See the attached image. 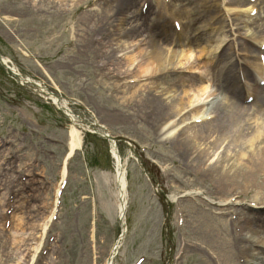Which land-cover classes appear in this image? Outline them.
Instances as JSON below:
<instances>
[{
	"label": "rangeland",
	"instance_id": "rangeland-1",
	"mask_svg": "<svg viewBox=\"0 0 264 264\" xmlns=\"http://www.w3.org/2000/svg\"><path fill=\"white\" fill-rule=\"evenodd\" d=\"M157 3L169 16L164 37L176 29L174 18L181 26L180 36L169 37H176V49L184 36L195 35L200 42L206 35L223 38L217 52L224 49L222 56H229L231 63L224 67L223 79L210 81L208 90H216L205 99V111L235 99L246 101L248 88L259 82L248 60L256 61L250 51L264 43V0H0V51L20 72L78 102L72 109L83 118L90 120L88 113L93 112L96 121L119 138L121 156L127 157L126 231L111 264H133L139 258L140 264H167L170 257L171 264H207L201 253L181 249L186 239L197 240L193 217H203L197 202L218 211L214 204L219 194L212 193L206 177L173 166L174 150L163 133L157 134L163 122L156 123L157 117L142 103L147 92L167 85L170 77L123 72L126 54L134 51L137 61L139 50L153 46L160 24L156 27L154 19L159 16ZM251 4L258 11L248 21ZM125 39L132 43L124 48ZM197 40H192V67L182 64L180 74L169 80L200 74L206 78L207 67L214 63L199 52ZM229 81L238 98L223 90ZM70 126L66 115L0 66V264H106L120 224L114 169L105 144L82 142L67 159L65 187L39 237L40 224L54 205ZM20 215L21 221L16 218ZM212 217L208 213L206 218ZM21 237L25 240L19 242Z\"/></svg>",
	"mask_w": 264,
	"mask_h": 264
},
{
	"label": "bare ground",
	"instance_id": "bare-ground-1",
	"mask_svg": "<svg viewBox=\"0 0 264 264\" xmlns=\"http://www.w3.org/2000/svg\"><path fill=\"white\" fill-rule=\"evenodd\" d=\"M63 1L65 0H59V2ZM148 4L146 12L150 11L149 7L152 2L149 1ZM156 5L155 14L159 15L154 17L156 27L160 24L158 31L153 34V46L139 50L140 55L137 61L134 51L126 54L124 56L126 65L123 72H133V76L150 74L153 78L162 79L167 76L171 79V75L180 74L179 67L182 64L185 67H192L190 66L192 63L189 62L195 58L192 40L196 41L197 38L195 35L192 38L191 35L182 37L180 47L176 49L174 47L176 37L172 39L169 37L177 33L172 29L170 35L163 36L166 29L164 23L168 17H165L166 12L160 10L163 6L159 3ZM249 7L251 6L248 5ZM249 9L252 10L253 6ZM246 17L248 21L252 19L250 14ZM242 20L245 21L246 18L242 17ZM249 29L246 30L248 38L253 39ZM164 40L169 41L166 43ZM201 40V42L197 40L198 43L194 44L199 46L200 53L206 55L214 63L213 68L207 67L206 78L201 74L192 79L175 76V81L168 79L170 83L164 85L165 82H163L159 90L153 88V91H158V93L147 92L142 99L144 109L157 117L155 122H163L157 134L163 133L164 141L169 142L173 148V158L170 160L174 163L173 166L180 164L186 173H198L206 177L212 186L210 189L212 193L219 194V199L214 204L218 211L211 212L209 207L204 208L201 203L197 202L198 214L203 215V217L199 215L193 217L196 230L192 235L197 240L186 239L182 250L201 253L207 264H264V85L249 88L253 96L250 103L238 102L235 99L232 102L229 101L227 105L216 104L212 106V110L205 111V108L209 107L208 105L204 107L205 99L216 90V88L208 90L210 81L214 82L218 77L223 79L224 67L230 64L231 60L229 56H222L224 49L221 54H217L220 53L217 50L223 41L220 35L219 37L214 34L206 35ZM130 41L132 39H125L124 48L125 43L127 46L131 45ZM225 46L228 47L227 41L224 43ZM250 53L252 58L256 56L255 62L252 59L248 60L251 66L250 71L252 68L257 75L260 73V77H263L262 61L258 50L254 53L250 51ZM218 55L219 57L214 61L215 56ZM25 79L33 81L30 77H25ZM177 79L179 84H176ZM228 79L231 81V78ZM230 81L223 90L231 94L230 96L238 98L239 94ZM173 84L175 88L172 87ZM40 88L46 89L43 85H40ZM51 99L60 103L61 107L65 106V100H59L53 95ZM66 112L73 116L70 112ZM205 114L211 115L202 118L199 122L194 121L195 118ZM163 118L164 121H162ZM80 141V129L71 125L68 138L69 150L79 146ZM110 149L117 188V214L123 222L126 206L124 203L126 181L123 167L125 163L122 162L119 152L112 143ZM64 172L63 166L62 175ZM208 213L213 215L211 220L206 218ZM229 214L234 216L232 220L226 219ZM51 215L52 209L49 215L44 217L45 221L40 224L39 237L44 234L46 223ZM16 218L21 221V215ZM24 240L25 238L21 237L19 242ZM111 252L115 256L118 251L116 249Z\"/></svg>",
	"mask_w": 264,
	"mask_h": 264
},
{
	"label": "water",
	"instance_id": "water-1",
	"mask_svg": "<svg viewBox=\"0 0 264 264\" xmlns=\"http://www.w3.org/2000/svg\"><path fill=\"white\" fill-rule=\"evenodd\" d=\"M1 61V60H0ZM1 63H2V61H1Z\"/></svg>",
	"mask_w": 264,
	"mask_h": 264
}]
</instances>
